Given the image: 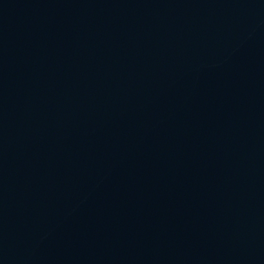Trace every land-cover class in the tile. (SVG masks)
Instances as JSON below:
<instances>
[{
  "label": "water",
  "instance_id": "1",
  "mask_svg": "<svg viewBox=\"0 0 264 264\" xmlns=\"http://www.w3.org/2000/svg\"><path fill=\"white\" fill-rule=\"evenodd\" d=\"M0 264H264V0H0Z\"/></svg>",
  "mask_w": 264,
  "mask_h": 264
}]
</instances>
